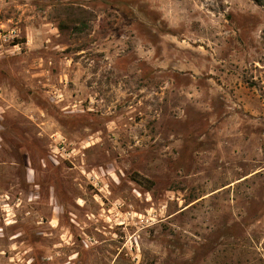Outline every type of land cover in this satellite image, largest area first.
<instances>
[{"label":"rangeland","instance_id":"374dc122","mask_svg":"<svg viewBox=\"0 0 264 264\" xmlns=\"http://www.w3.org/2000/svg\"><path fill=\"white\" fill-rule=\"evenodd\" d=\"M0 264H264V0H0Z\"/></svg>","mask_w":264,"mask_h":264},{"label":"built area","instance_id":"2783aa9c","mask_svg":"<svg viewBox=\"0 0 264 264\" xmlns=\"http://www.w3.org/2000/svg\"><path fill=\"white\" fill-rule=\"evenodd\" d=\"M15 46H18V45H15Z\"/></svg>","mask_w":264,"mask_h":264}]
</instances>
